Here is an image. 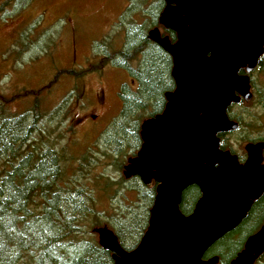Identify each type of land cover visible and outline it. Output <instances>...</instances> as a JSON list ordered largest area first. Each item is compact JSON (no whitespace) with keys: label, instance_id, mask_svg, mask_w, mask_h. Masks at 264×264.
Instances as JSON below:
<instances>
[{"label":"water","instance_id":"95a60500","mask_svg":"<svg viewBox=\"0 0 264 264\" xmlns=\"http://www.w3.org/2000/svg\"><path fill=\"white\" fill-rule=\"evenodd\" d=\"M149 38L171 57L174 88L160 113L140 123L141 144L123 167L125 177L155 183L147 228L129 250L107 227L98 243L114 264H217L204 252L233 230L264 192L263 141L245 144L246 158L219 146L218 133L237 128L231 103L251 98L250 72L264 52V0H165ZM197 184L193 210L179 209L182 191ZM264 252V221L228 264H254Z\"/></svg>","mask_w":264,"mask_h":264},{"label":"trees","instance_id":"16d2710c","mask_svg":"<svg viewBox=\"0 0 264 264\" xmlns=\"http://www.w3.org/2000/svg\"><path fill=\"white\" fill-rule=\"evenodd\" d=\"M8 1L0 0V11L5 10ZM153 1L151 5V0H136L135 6L130 4L127 9L132 18L124 31L122 48L105 51L100 60V66L110 62L123 67L136 83L134 89L124 87L119 92L121 108L113 121L118 139L113 137L110 146L114 157L121 141L126 142L128 150L133 148L131 155L135 154L141 141V121L161 112L165 92L174 88L170 75L171 57L149 38L148 32L159 26L161 34L171 42L175 40V32L158 22L165 0ZM263 59L264 53L258 65ZM250 83L256 98L252 95L250 100L241 99L227 108V115L237 122V128L218 133L219 146L238 157L244 153H237L232 140L264 141V114L251 113L246 107L247 102L255 101L257 105L264 106L259 99L264 86L257 87L251 78ZM234 107L238 109L233 110ZM38 119L37 113L32 118L29 114H0V155L6 154L9 158L8 167L0 173V264H114L111 252L91 237L92 230L104 224L114 233L122 248H134L147 228L155 184H144L138 176L124 175L116 182H110L116 185L128 182L129 185L121 187L123 191L115 203L116 208L109 215L104 214L108 208L99 209L95 203L103 200L111 206L113 189L109 182L104 183V192L98 194L96 190L88 189L86 184H78L75 179L71 180L75 185L67 183L59 155L49 148L37 154L30 151L25 157H20L25 153L21 150L23 145L37 130ZM33 154L37 156L32 157ZM122 162L117 163L119 168ZM200 195L197 184L187 186L181 193L180 211L190 213ZM94 197L98 201L95 202ZM263 221L264 192L253 200L241 222L211 244L203 257L217 256V264H228L243 248L245 239ZM254 264H264V252Z\"/></svg>","mask_w":264,"mask_h":264},{"label":"rangeland","instance_id":"374dc122","mask_svg":"<svg viewBox=\"0 0 264 264\" xmlns=\"http://www.w3.org/2000/svg\"><path fill=\"white\" fill-rule=\"evenodd\" d=\"M131 3L135 6L136 0H9L0 11V114L32 118L37 113V130L21 150H54L67 183L75 179L96 194L104 192V183L123 177L122 166L140 147L131 155L133 148L128 150L121 141L113 156L119 92L124 87L134 89L136 83L121 66L110 62L100 66L105 51L122 48L132 18L127 9ZM250 78L257 87L264 86V59L252 69ZM259 99L264 103V92ZM246 107L251 113L264 114V106L256 101L247 102ZM245 143L232 140L238 154H245ZM8 159L0 155V173L8 167ZM124 185L129 183H110L114 203L110 206L97 196L93 198L98 201L96 207L108 208L104 214L109 215ZM92 232L98 241V234Z\"/></svg>","mask_w":264,"mask_h":264},{"label":"flooded vegetation","instance_id":"af4514ba","mask_svg":"<svg viewBox=\"0 0 264 264\" xmlns=\"http://www.w3.org/2000/svg\"><path fill=\"white\" fill-rule=\"evenodd\" d=\"M241 70H243V69H241ZM243 71H244V70H243ZM250 72H251V71H250ZM126 73H128V72H126ZM129 77H130V76H129ZM130 80H131V82L133 81V79H131V78H130ZM121 88H122V87H121ZM29 139H30V138H29ZM257 141H258V140H257ZM260 141H263V140H260ZM263 151H264V147H263V149H262V157H263ZM35 154H37V153H35ZM35 154H33L32 157H36L37 155L35 156ZM26 155H28V154L25 153L23 156L25 157ZM236 156H237V155H236ZM245 158H246V152H245L244 156H242V157H240V156L238 157V156H237V159H238L239 163H243L244 160H245ZM263 158H264V157H263ZM262 164H263V166H264V160H263V159H262Z\"/></svg>","mask_w":264,"mask_h":264}]
</instances>
